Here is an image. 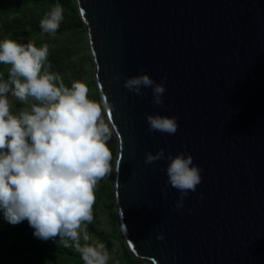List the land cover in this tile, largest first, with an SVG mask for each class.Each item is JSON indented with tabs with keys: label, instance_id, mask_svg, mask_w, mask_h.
<instances>
[{
	"label": "water",
	"instance_id": "95a60500",
	"mask_svg": "<svg viewBox=\"0 0 264 264\" xmlns=\"http://www.w3.org/2000/svg\"><path fill=\"white\" fill-rule=\"evenodd\" d=\"M75 1L111 105L129 252L148 264H264V0ZM142 71L167 78L162 107L151 88L124 87ZM146 114L177 117V132H149ZM161 148L201 169L180 209V192L165 188L169 161L145 163Z\"/></svg>",
	"mask_w": 264,
	"mask_h": 264
},
{
	"label": "clouds",
	"instance_id": "9594fccd",
	"mask_svg": "<svg viewBox=\"0 0 264 264\" xmlns=\"http://www.w3.org/2000/svg\"><path fill=\"white\" fill-rule=\"evenodd\" d=\"M63 13L59 3L51 7L40 20L42 32L55 36ZM48 54L47 44L0 40V64L10 66L7 78L0 79V209L11 225L27 220L38 239L59 237L64 247L75 248L83 264H108L105 244L88 243L87 225L93 220L96 187L113 172L111 105L91 99L83 81L66 86L59 73L49 70ZM166 79L155 83L142 71L128 77L124 87L138 96L151 88L152 103L162 107ZM10 97L21 105L15 112ZM146 120L149 132L174 135L178 130L175 116L146 114ZM161 159L169 161L165 188L180 192L175 205L180 209L201 183V169L185 152L165 156L161 148L145 154L146 164Z\"/></svg>",
	"mask_w": 264,
	"mask_h": 264
},
{
	"label": "trees",
	"instance_id": "16d2710c",
	"mask_svg": "<svg viewBox=\"0 0 264 264\" xmlns=\"http://www.w3.org/2000/svg\"><path fill=\"white\" fill-rule=\"evenodd\" d=\"M57 3L73 13L74 19L78 21V26L83 25L77 7L72 5L71 0H0V40L7 37L21 44L32 41L37 47L47 44L41 39V35L46 33H43L40 28V20ZM77 24L74 26L72 23L61 22L55 35L62 36L67 32L71 33L77 28ZM72 54L63 45L49 46L47 61L51 65L49 70L59 73L63 79L67 74L68 60ZM9 68V65L0 64V79L7 78ZM96 97L100 98L98 92L95 93ZM112 148L113 146L110 147L111 150ZM113 162L112 160V164ZM101 192V196H105L106 189L102 188ZM94 210L97 209L93 208V220L87 225V231L90 238L95 241L89 239L88 243L92 245L99 242L104 243L109 254L121 245L124 254L121 259L122 264H140L123 244L117 230L114 234H109L95 225ZM114 221L117 222L115 215L113 217L115 224ZM12 226L15 227L13 230L9 228ZM0 230V242L7 245V239L12 241L5 250L1 251L0 264H83L75 248L72 246L64 247L59 237L47 241L36 238L33 235L34 229L29 226L27 220L18 225L9 224L4 219L3 209H0ZM80 242L82 245L85 243L83 239ZM69 243L71 244V241Z\"/></svg>",
	"mask_w": 264,
	"mask_h": 264
},
{
	"label": "rangeland",
	"instance_id": "374dc122",
	"mask_svg": "<svg viewBox=\"0 0 264 264\" xmlns=\"http://www.w3.org/2000/svg\"><path fill=\"white\" fill-rule=\"evenodd\" d=\"M72 5H76L75 0H71ZM64 9V19L62 22L69 24L72 23L74 26L78 23L77 20L74 19V15L70 12L69 9ZM1 25V24H0ZM41 39L47 42L49 46H58L63 45L66 47L67 51H71L72 57L68 60V70L66 76L63 78V81L66 86H71V82L74 80H80L87 84L89 88V96L91 99L96 100L97 102L101 101L99 97L95 98V93L98 92L96 87L94 74H95V65L90 52L86 28L84 25L78 26L73 32H67L64 35H55L51 34H43L41 35ZM95 83V84H94ZM10 101L13 104V111L15 112L17 109L21 107V105L14 100V98L10 97ZM107 119V117H106ZM112 155H113V172L110 176L101 179L95 190V203L93 208L94 210V223L99 228L104 230L106 233L114 234L117 230L119 233V238L122 239L123 244H125L123 237L120 232V220L117 212V207L115 203V193H114V165L117 156V139L113 134V139L109 141V147H112ZM102 188L106 189L105 196H101ZM117 216V222L113 223V217ZM8 228V227H7ZM13 230L15 227H9ZM4 229V228H3ZM2 229V230H3ZM1 232V230H0ZM13 237V236H12ZM92 239V238H90ZM95 241L94 239H92ZM12 241L7 239V245L11 244ZM4 244V242H0V253L2 250H5L8 246ZM126 246V245H125ZM123 247L120 245L118 248L113 250L110 253V259L108 264H122L121 259L123 258ZM139 261V260H138ZM140 264H148L143 261H139Z\"/></svg>",
	"mask_w": 264,
	"mask_h": 264
}]
</instances>
